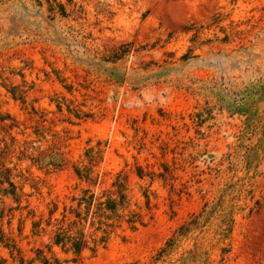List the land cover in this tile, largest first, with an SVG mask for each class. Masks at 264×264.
Instances as JSON below:
<instances>
[{"label": "rangeland", "instance_id": "374dc122", "mask_svg": "<svg viewBox=\"0 0 264 264\" xmlns=\"http://www.w3.org/2000/svg\"><path fill=\"white\" fill-rule=\"evenodd\" d=\"M263 86L264 0H0V162L21 188L0 193V264H264ZM119 174L124 218L87 221L89 249L33 231Z\"/></svg>", "mask_w": 264, "mask_h": 264}, {"label": "trees", "instance_id": "16d2710c", "mask_svg": "<svg viewBox=\"0 0 264 264\" xmlns=\"http://www.w3.org/2000/svg\"><path fill=\"white\" fill-rule=\"evenodd\" d=\"M56 107L59 111V106L56 105ZM234 111L236 112L237 110ZM84 118H87V116H84ZM6 121H11V123L5 125ZM0 125L3 128H7L8 131H11L14 127L13 120L7 115L4 117L0 116ZM9 137L11 141H14L11 136ZM35 162L46 167H54V169H58L60 166L58 163H56V160H53L52 157L47 161L40 157ZM75 174L79 180L82 178L85 182H88V180L84 176L80 175L77 171ZM135 175L140 180L144 177H148L150 180H152L153 177L152 173L145 174L139 167H136ZM120 177V174L117 175L115 183L112 184V187L114 186L116 188L115 194L105 191L100 197H95L94 194L88 189L83 190L77 198L71 199V201L75 203V206L69 205L67 207H63L59 217H53L56 209V206L53 205V208L48 211V217L44 221V228L41 227L40 219L37 222L32 223L33 231L40 233L44 232L45 229L48 228L51 234L50 246L60 247L66 251H71L75 255H79L83 250L89 249L88 244L89 242L94 243V239H92V233L87 232L85 235L83 231L84 224H86L87 221H89L90 225L92 226L94 224V220H105L108 222L113 218L118 221L124 218V215L122 214L124 213L123 211L127 210V201L126 195L124 193V183H122ZM157 177L161 179L164 178L161 174H158ZM12 180L13 177L11 175V170L0 162V186L3 184H7L8 186L7 189L0 190V193L9 196L16 204H18L21 198V188H18ZM16 191H18V193ZM114 195L115 197H113ZM104 197L105 199L103 200ZM134 217L135 215L129 216L125 222L127 224L134 223L136 220ZM197 220L198 217H193V219L190 220L191 222L186 221L179 225L173 232L172 236L168 238L164 246L158 251L157 257L160 258L168 255L181 238L186 237L190 232L196 230L199 224ZM99 223L102 224L101 222ZM106 226L108 227V224H106ZM230 231L231 226L229 224L225 229H222L221 234L223 237H225L226 234L228 235L230 233ZM12 252L13 249L9 251V254L11 255ZM225 252L226 251L223 249L222 254ZM35 253L36 257L31 259V261L27 264H33L34 261L39 262V264H60L57 262V260H53L51 262L49 259L45 258L40 250H36ZM23 263L24 259L22 257L17 258V264Z\"/></svg>", "mask_w": 264, "mask_h": 264}]
</instances>
